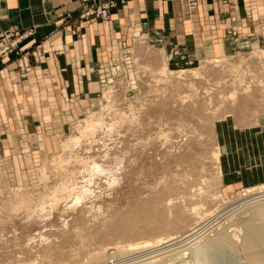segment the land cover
Segmentation results:
<instances>
[{
    "label": "rangeland",
    "instance_id": "374dc122",
    "mask_svg": "<svg viewBox=\"0 0 264 264\" xmlns=\"http://www.w3.org/2000/svg\"><path fill=\"white\" fill-rule=\"evenodd\" d=\"M79 1L52 11L44 30L48 32L38 43L34 35L46 25L24 24L18 14L5 18L8 28L0 30L8 35L0 70L12 63L16 72L25 56L26 69L20 68V73L39 66L38 79L44 85L39 87L40 81L34 79L32 83L46 88L47 98L49 91L65 104H53L56 118L31 121L35 134L54 141L46 150L26 132L8 131L17 126L15 113L10 123H0V153L7 151L0 161L7 159L8 164L0 165V184L14 188L21 183L0 191V264H145L143 260L162 247L155 243L161 237L172 234L177 241L191 228L235 207L232 204L251 200L256 192L246 195L247 190L264 187L222 191L220 162L228 151L217 127L223 123L230 133L255 126L264 111V59L252 52L223 63L222 59L203 62L192 57V49L177 51V43L170 45L171 37H164L161 45L149 36L144 40L138 29L131 35L117 28L96 34L108 42V49H100L103 53L89 41L87 51L81 45L76 59L65 62L59 57L72 52L82 35H89L86 24L96 18L108 22L109 11L124 2ZM181 1L188 7L187 0ZM105 4L106 14L99 19L95 14ZM178 4L179 0H167L168 17L177 18L174 23L183 20L179 13L176 16ZM25 11L27 18L33 14L31 9ZM58 32L72 35V44L64 46L71 51L44 44ZM30 38L34 42L26 45ZM50 54L53 74L45 60ZM164 68L168 71L162 73ZM20 73L27 81L32 71ZM73 82L84 88L70 89ZM89 83L95 88L87 90ZM106 90L112 92L108 100ZM16 92L10 93L11 98ZM11 108L5 106L9 112ZM8 135L14 146L6 140ZM13 153L20 162L17 173ZM187 187L192 190L189 194ZM198 206L201 214L196 217L192 209ZM121 227H128L129 233L122 236Z\"/></svg>",
    "mask_w": 264,
    "mask_h": 264
},
{
    "label": "crops",
    "instance_id": "0c3cea01",
    "mask_svg": "<svg viewBox=\"0 0 264 264\" xmlns=\"http://www.w3.org/2000/svg\"><path fill=\"white\" fill-rule=\"evenodd\" d=\"M172 2L174 3L175 1ZM72 3H77L76 5H78L80 1L0 0V30L8 28L5 18L8 19L9 16L18 14L24 24L31 22L35 27L46 25V27L38 29V33L34 35V40L38 43V40L43 38L44 33L48 32H44V30H48L47 26L49 25L46 20L51 18L50 14H52V11L59 5L64 6L62 9L69 8ZM178 5H180V8H176V16L179 13V15H182L183 20L180 23H174L177 18L173 20L168 17L171 9L168 8L167 0H124L122 5L109 11L108 22L100 21L97 18L96 20L91 19L86 24L89 35H82L78 42H74L73 51L63 54L59 59H65V62L75 60V56L81 50V45L87 51L85 45L89 41H93L96 44V49H99L98 53L102 52L100 49H108V42H104L106 37H97L96 34L102 35L108 31L114 32L117 28L121 29L125 34L131 33V35L132 31L138 29L142 33L141 36L145 34L144 40L149 36V40L151 39L152 42H157L161 45H163L161 41L164 37L167 39L171 37L170 45L173 42L177 43V51L180 48L192 49V57L203 62L223 58H236L239 55H247L252 52H257L264 56V0H196L195 8L192 10L188 9L184 1L179 0ZM16 7H19V11ZM30 9L33 14L30 13L31 15L27 18L25 10L30 12ZM178 21L180 20L178 19ZM148 24H152V28H145V25L147 26ZM168 34H171V36ZM71 38L72 35L67 32L53 33L46 38L44 44L51 43L57 49L63 46V50L71 51L64 47L71 42ZM141 41L143 40L141 39ZM33 42V39L30 38L26 45ZM47 50L49 52L50 49ZM114 52L115 48H113V55ZM51 55L45 60L48 65L47 69L53 74L55 73V61L52 60ZM85 59H88V52L85 55ZM103 60H105L104 54L101 57V61ZM38 69L39 66L35 67L32 73L27 75V81H22L24 79L19 76L24 75H19L18 73L20 72L18 70L14 72L15 68H13L12 64H7L0 70V123L2 124L6 120L10 123V115L14 116L15 113L17 115L15 125L17 126L16 128H8V131L12 132L15 130L16 133L20 131L26 132L29 139L39 143L41 150H46L47 146L50 145L49 143L54 145V141L50 142L42 139L39 134H35L32 130L31 121L40 120L39 118H43V116L47 119V116L52 119L56 118L58 114L56 110L58 109H53V104L58 105V107H64L65 104L57 96H52L49 91L47 93L49 98H47V95L43 93L46 88L41 90V88L32 83L34 80H38L40 81L39 87L44 85L38 79ZM74 71H76V68L72 70V72ZM70 79L74 81L72 77ZM92 86L94 87L92 88ZM79 87H82L81 84L73 82L70 89L75 90V88ZM86 88L87 90L94 89L95 83H89ZM13 92H16L15 98L10 96V93ZM6 105L12 107V112H9V109H5ZM45 117L43 118L44 123L47 121ZM217 127L221 135L219 137L220 142L223 146H226L228 151L220 162L222 165L220 167V187L222 191L224 193H233L240 188L264 184V111L260 113L255 126L252 128L234 129L230 134L225 132L223 123ZM2 130L0 129V132ZM6 140L14 146L15 140H12L9 135ZM20 146L24 148L23 143H20ZM5 154H7L6 150L0 153L1 157L5 156ZM24 161L29 164L27 157L24 158ZM12 163L15 169L14 172L17 173V166L20 162L14 153ZM4 164L8 167L7 159L0 161V165L3 166ZM20 182H23V179ZM20 184L17 183L13 187L15 188ZM14 188L9 184H0V191L2 192Z\"/></svg>",
    "mask_w": 264,
    "mask_h": 264
},
{
    "label": "bare ground",
    "instance_id": "6f19581e",
    "mask_svg": "<svg viewBox=\"0 0 264 264\" xmlns=\"http://www.w3.org/2000/svg\"><path fill=\"white\" fill-rule=\"evenodd\" d=\"M194 1L187 0L189 10L195 8L196 0ZM95 2H101V1H95ZM190 4H194V7L192 9H190ZM96 17H98L99 19H103L100 18V16H96ZM5 54L6 52H4L2 48H0V56L3 57ZM38 56L42 58V55L40 56L39 54ZM256 56L258 59L259 58L264 59V56L260 55L259 53H256ZM21 58L23 60L22 65L21 67L17 66L19 72H20V68H24V66L26 65V60H25L26 57L22 56ZM226 59L227 58L222 59L221 63L225 62ZM3 60L4 58H1L0 65L3 64ZM14 65H16V63ZM32 69H30L29 71L24 70L21 73L22 74L30 73ZM166 71L168 70L164 68L162 70V73ZM109 91L110 90L108 91L106 90V94L104 95L105 100L110 99V96L112 95V92ZM193 113H191V115L189 114L188 115L193 118L196 117V119H200V117L197 116V114L193 115ZM70 142L67 141L64 143L68 144ZM99 168L100 167H96V169ZM39 176L42 178L45 176V168H42L40 170ZM184 190H186L185 193L187 194H189V192L192 191L191 188L189 187L185 188ZM253 192L254 193L256 192L255 194L251 195L252 197L253 196L254 197L251 200L248 199V197L251 198V196L246 197V195ZM245 193L246 195H244L245 196L244 198H247L249 201H245V199H242L238 201L236 204H232L235 207L231 209L226 208L227 209L226 213L225 211L221 213L219 212V214L217 213V215L213 216V219L206 221L201 226L198 225L194 228H191L184 235L183 238L175 241L176 238L175 237L173 238L172 234H168L167 236L161 237V240L156 241L155 243H158V245L162 247H160V249L158 250L156 249V251L152 253V255H154L153 257L143 260L145 261L144 263L145 264H264V202H262V200H264V187L260 186L256 190H249V191L247 190ZM247 205L248 206L251 205V206L243 209L244 206ZM200 209L201 207L199 206L194 207L192 209V215L198 217V215L201 214L199 213ZM127 229L128 227L121 229V232L123 233V235L121 234L122 236H125L129 233V230ZM145 247H149V246H145ZM111 249L117 250L114 248H110L109 250ZM127 249L133 250L132 247Z\"/></svg>",
    "mask_w": 264,
    "mask_h": 264
},
{
    "label": "built area",
    "instance_id": "2783aa9c",
    "mask_svg": "<svg viewBox=\"0 0 264 264\" xmlns=\"http://www.w3.org/2000/svg\"><path fill=\"white\" fill-rule=\"evenodd\" d=\"M108 8V5L107 4H105V6L101 9V7L100 8H98V10H97V13L95 14V16H100V18H103L104 16H105V12H106V9ZM0 35H2L1 37H3V39H2V41L0 42V48H2L3 49V46H2V44L5 42V40L8 38L7 36V33H2V34H0ZM3 51H5L4 49H3ZM5 56V55H4ZM3 56V57H4ZM3 57H1L0 56V60H1V58H3Z\"/></svg>",
    "mask_w": 264,
    "mask_h": 264
}]
</instances>
